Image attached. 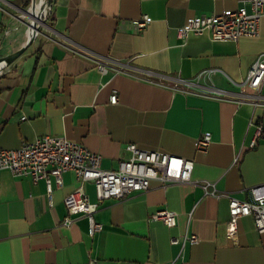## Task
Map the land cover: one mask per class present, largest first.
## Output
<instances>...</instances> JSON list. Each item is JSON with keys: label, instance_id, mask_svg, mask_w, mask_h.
Returning a JSON list of instances; mask_svg holds the SVG:
<instances>
[{"label": "crops", "instance_id": "0c3cea01", "mask_svg": "<svg viewBox=\"0 0 264 264\" xmlns=\"http://www.w3.org/2000/svg\"><path fill=\"white\" fill-rule=\"evenodd\" d=\"M26 1L0 0V58L28 40L27 9L38 0L27 7ZM49 1L40 33L0 72V150L64 137L115 170L132 143L193 161L198 184L151 181L146 192L102 201L94 214L102 230L90 236L86 219L62 222L64 199L79 186L97 202L93 184L66 172L61 187L52 179L48 196L43 180L2 170L0 264H264V233L251 217L238 219L234 238L226 232L227 196L250 200V188L264 184V107L236 102V84L264 54V17L256 37L220 42L205 33L181 40L177 29L188 19L237 9L241 0ZM144 15L151 20L137 30L133 22ZM98 64L124 65L125 73L102 72ZM179 81L191 84L178 90ZM211 87L228 100L207 95ZM246 93L252 100L255 93ZM205 133L211 141L199 152ZM202 182L209 183L205 189ZM158 210L175 212L176 225L152 221ZM185 235L198 242L171 243Z\"/></svg>", "mask_w": 264, "mask_h": 264}, {"label": "built area", "instance_id": "2783aa9c", "mask_svg": "<svg viewBox=\"0 0 264 264\" xmlns=\"http://www.w3.org/2000/svg\"><path fill=\"white\" fill-rule=\"evenodd\" d=\"M240 6L234 10H225L218 14L200 15L190 18L177 29V37L181 40L190 35L208 34L211 41L236 42L242 37H256L259 34L260 22L264 17V0H241ZM28 11H31L29 7ZM150 18L146 15L134 21L133 25L141 30L148 25ZM102 72L108 68L125 73L124 65L108 66L98 64ZM210 72V71H207ZM204 76V74L202 75ZM149 81V80H148ZM151 82V81H150ZM187 81H179L173 85L180 90L181 86H189ZM264 84V54L259 55L249 68L244 80L237 83L240 92L238 103L251 102L254 106L264 107V96L261 89ZM247 90L255 94L250 100ZM207 95L215 99L228 100L224 91L209 88ZM115 91L110 95L109 102L117 103ZM256 138L261 134V126L256 125ZM211 137L205 133L196 142V150L206 152ZM129 153L127 160L119 161L115 170L101 167V156L87 150L82 144L64 137L43 136L30 143L23 144L18 149L0 150V172L8 170L16 177H30L35 183L43 180L48 196L52 192L51 181L56 186H62V175L66 172L74 174L77 181L94 185L97 202L91 203L79 186L64 199L66 217L62 225L69 227L77 218L88 222L89 235L102 230V225L94 220V214L102 201H120L136 193L146 192L151 181H157L162 186L170 184H194L192 181L193 161L158 151H146L135 144L125 146ZM209 183H199L204 189ZM250 200L241 201L228 197L229 220L226 223L228 237L234 238L237 233V221L242 217H251L259 234L264 233V184L250 188ZM221 196V195H220ZM225 196V195H222ZM152 221H158L167 227L176 225V213L168 210H158L151 215ZM196 235H185L181 239L173 238L172 244H195ZM89 264H95L90 262Z\"/></svg>", "mask_w": 264, "mask_h": 264}, {"label": "water", "instance_id": "95a60500", "mask_svg": "<svg viewBox=\"0 0 264 264\" xmlns=\"http://www.w3.org/2000/svg\"><path fill=\"white\" fill-rule=\"evenodd\" d=\"M44 3L47 5V8H50L49 0H38L35 5L33 2L30 4L29 7H31V11L28 12H30L32 22L29 26L30 33L28 40L18 50L0 58V72L4 67L8 66L14 60L20 57L25 52V50L31 45V43L34 41L36 36L40 33L41 25L45 24L46 22V15L44 14L46 13L47 9L44 12L42 11V4Z\"/></svg>", "mask_w": 264, "mask_h": 264}, {"label": "trees", "instance_id": "16d2710c", "mask_svg": "<svg viewBox=\"0 0 264 264\" xmlns=\"http://www.w3.org/2000/svg\"><path fill=\"white\" fill-rule=\"evenodd\" d=\"M29 4H30V0H27L24 5L27 7Z\"/></svg>", "mask_w": 264, "mask_h": 264}, {"label": "rangeland", "instance_id": "374dc122", "mask_svg": "<svg viewBox=\"0 0 264 264\" xmlns=\"http://www.w3.org/2000/svg\"><path fill=\"white\" fill-rule=\"evenodd\" d=\"M42 11H43V12L45 11V7L43 8ZM46 14H47V13H45L44 15H46ZM44 25H45V24H42L41 27L44 26Z\"/></svg>", "mask_w": 264, "mask_h": 264}, {"label": "bare ground", "instance_id": "6f19581e", "mask_svg": "<svg viewBox=\"0 0 264 264\" xmlns=\"http://www.w3.org/2000/svg\"><path fill=\"white\" fill-rule=\"evenodd\" d=\"M44 5H45V3L44 4H42V10H43V7H44ZM29 17V16H28Z\"/></svg>", "mask_w": 264, "mask_h": 264}]
</instances>
